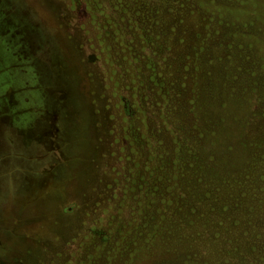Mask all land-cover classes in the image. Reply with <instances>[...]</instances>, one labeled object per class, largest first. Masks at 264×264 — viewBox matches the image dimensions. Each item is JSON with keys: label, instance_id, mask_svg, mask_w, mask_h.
<instances>
[{"label": "trees", "instance_id": "obj_1", "mask_svg": "<svg viewBox=\"0 0 264 264\" xmlns=\"http://www.w3.org/2000/svg\"><path fill=\"white\" fill-rule=\"evenodd\" d=\"M7 1L10 37L35 31L43 52V104L77 110L84 82L109 128L95 193L49 249L64 199L41 264H264V0ZM69 44L76 66L54 63ZM75 124L52 131L66 157Z\"/></svg>", "mask_w": 264, "mask_h": 264}, {"label": "rangeland", "instance_id": "obj_2", "mask_svg": "<svg viewBox=\"0 0 264 264\" xmlns=\"http://www.w3.org/2000/svg\"><path fill=\"white\" fill-rule=\"evenodd\" d=\"M9 7L7 0H0V264H41V253L34 245L52 234L53 215L63 209L64 199L69 198L65 204L73 211L64 213L55 229L64 234L45 242L49 249L66 246L70 224L74 226L81 218L84 200L95 193L93 161L98 154V136L106 130V115L94 112L84 82L78 85L77 110L56 107L53 101L43 104V92L50 90L49 77L40 63L43 52L34 50L35 31L22 28L19 36L10 37ZM69 21L65 18L67 31L73 30L74 22ZM16 38L21 45L13 43ZM69 45L55 53L54 63L76 66L77 51ZM17 47L20 55L15 52ZM28 56L33 57L31 61L26 60ZM65 91L60 87L54 93L63 95ZM65 118H79L81 124L80 129L75 124L76 129L66 134L70 157L51 139L59 120ZM121 147L122 142H116L110 148L107 158L111 165Z\"/></svg>", "mask_w": 264, "mask_h": 264}]
</instances>
